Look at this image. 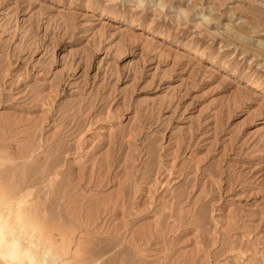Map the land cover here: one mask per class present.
I'll use <instances>...</instances> for the list:
<instances>
[{
  "label": "rangeland",
  "instance_id": "rangeland-1",
  "mask_svg": "<svg viewBox=\"0 0 264 264\" xmlns=\"http://www.w3.org/2000/svg\"><path fill=\"white\" fill-rule=\"evenodd\" d=\"M181 7L0 0V202L67 264H264V0Z\"/></svg>",
  "mask_w": 264,
  "mask_h": 264
},
{
  "label": "clouds",
  "instance_id": "clouds-1",
  "mask_svg": "<svg viewBox=\"0 0 264 264\" xmlns=\"http://www.w3.org/2000/svg\"><path fill=\"white\" fill-rule=\"evenodd\" d=\"M173 3L174 0H130V7L141 13L151 9L159 19H171L178 27L191 26L201 37L218 35L211 31L216 23L212 15L201 13L193 22L189 7L173 9ZM15 207L22 209L25 205L21 202ZM0 264H67V260L53 241L45 239L38 225L19 211H5L0 202Z\"/></svg>",
  "mask_w": 264,
  "mask_h": 264
}]
</instances>
